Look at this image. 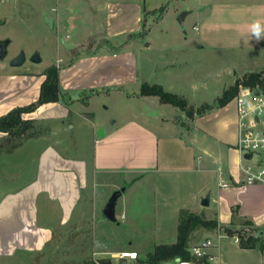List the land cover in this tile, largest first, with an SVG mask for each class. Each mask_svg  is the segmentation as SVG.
Segmentation results:
<instances>
[{
  "label": "crops",
  "instance_id": "1",
  "mask_svg": "<svg viewBox=\"0 0 264 264\" xmlns=\"http://www.w3.org/2000/svg\"><path fill=\"white\" fill-rule=\"evenodd\" d=\"M45 4L38 13L42 18H54L53 27L46 23L52 31L56 24L60 27L70 22L76 34L80 28L89 30L91 35L104 32L106 42L103 48L84 50L62 65L58 64L63 98L43 103L22 115L41 128L39 135L26 138L8 151L5 147L9 136L0 131V184H3L0 256L41 251L59 229L79 226L86 217L91 190L112 186L118 191V182L107 180L105 176L120 174L126 186L119 190L116 211L123 201L121 218L129 227L151 228L156 239L165 238L158 239L157 244L172 243L177 239L182 209L204 212V217L218 220L219 228H215L217 231L196 230L191 246L206 237L216 239L219 244L207 250L205 260L194 261L195 264H264V244L242 247L229 236L217 238L222 227H239L250 220L264 243V182H246L244 167L248 162L237 145L236 97L224 105L219 102L221 96L213 102L202 98L206 97L205 92L203 95L206 82L196 77L197 64L193 60L198 47L190 42L178 48L159 44L156 58L147 51L139 63L133 50L110 43L113 37L133 36L142 28L145 11L140 3L104 0L97 3L96 8L91 5L69 7L67 11L71 13L67 18L54 5ZM192 12L190 8L183 22ZM200 16L198 38L202 51L222 53L249 49L262 52L264 58V0L214 2L209 11ZM257 23L261 30L259 38L253 32V25ZM66 41L73 47L77 44ZM146 47L150 49L151 42ZM226 68L231 75L229 67ZM235 73L234 79L221 91L240 78ZM10 77L20 79L15 85L0 78V116L36 101L46 74L27 72ZM144 82L160 84L195 107L203 104L210 107L206 112L196 113L190 121H180L185 110L162 102L156 95H141L140 87ZM130 87H138V93L128 92ZM248 89L241 87L240 92ZM24 90L29 94H23ZM111 93H126L128 99L145 100L147 108L141 112L143 117L133 113L112 127L96 120L92 100ZM200 98V104L191 102ZM260 125L264 126V120ZM87 131L89 135L94 132L91 139H87ZM81 135L82 141L91 144L92 153L79 151L77 136ZM71 149L76 150L71 152ZM29 173L31 175L27 176ZM183 175L189 181L196 180L195 188L185 198L178 191L154 188L160 182L168 186L173 179L181 184L189 183L186 179L180 181ZM141 183L151 188L141 190L138 188ZM175 193L178 198L177 194L174 197ZM208 193L210 202L204 206L202 199ZM150 202L155 213L144 214L149 211L144 204ZM94 252L100 254L99 258L113 259L115 254L110 248Z\"/></svg>",
  "mask_w": 264,
  "mask_h": 264
},
{
  "label": "rangeland",
  "instance_id": "2",
  "mask_svg": "<svg viewBox=\"0 0 264 264\" xmlns=\"http://www.w3.org/2000/svg\"><path fill=\"white\" fill-rule=\"evenodd\" d=\"M103 1L104 0H0V39L10 40L7 56L4 59L0 58V78L2 81L16 85L20 77H18V79H12L10 77L12 74L27 72L45 73L47 68L53 65L61 68L59 65L71 60L84 50L103 48L106 42V35L104 32L91 35L89 34V30L80 28L78 34H76V29L72 28L70 22H64L60 27L56 24L52 31L46 24V18H42L38 13L40 9L46 5L45 3L48 2L54 5L56 9L58 8L60 12L65 15V18H67L68 14L71 13L69 10L67 11L69 7L74 9V7L84 8L91 5L96 8L98 6L97 3L99 4ZM127 1L140 3L143 11H145L142 28L134 32L133 36L129 34L113 37L110 43L112 44L111 46L118 48L126 46L130 48L136 53L139 63H141L142 56L147 51H149L151 56L153 55L156 58L159 44L166 43L177 48L179 46H184L186 42L195 44L198 47L193 57V60L197 64V68H195L196 77L199 81L206 82V89H203V95L206 94V97L202 98H207L206 100L209 102H213L217 96L222 97L224 91L221 90L223 86L229 84L234 79L235 72L242 77L244 74L252 71H264V58L262 52L239 48L236 50H227L222 53L202 51L200 49L202 44L198 38L201 30L200 15L206 14L212 3L227 1L250 2L254 0ZM190 8H193V12L189 14L187 19L181 24L178 20L179 15L185 10L189 11ZM195 25L198 27L195 28ZM62 37L75 41L77 44L74 47L66 48L64 44L60 42ZM186 37L188 38L187 41L185 40ZM150 42L152 47L147 49L146 46ZM21 52L25 53L27 60L21 66L11 65V63H9L10 59L19 55ZM35 52L40 53L42 57L40 62H34L28 59ZM226 67H229L231 70V75H228L229 71H226ZM219 72L221 73L219 74ZM138 91V87H130L128 89V92L133 94L135 92L138 93ZM23 94L29 93L24 90ZM111 94L112 95L104 94L97 96L92 100L91 106L96 113V120H102L107 126L112 127V124H119L130 114L133 115V113L138 114L140 118L143 117L141 112L147 108L144 102L145 100L139 97L128 99L126 93ZM199 100H201V98L191 102L198 103ZM198 104H200V102ZM209 107V104L195 107L188 102V109H193L194 115L196 113L201 114L206 112ZM192 117L185 111V114H183L179 120L187 122L190 121ZM116 119L118 123H113ZM51 124H55V122L51 121ZM38 127L36 126L35 129L40 131L41 128ZM93 135L94 132L89 135L87 131L86 137L87 139H91ZM77 138L80 145L79 151L92 153L91 144H86V141H82V135L80 137L77 136ZM81 145H84V147L82 148ZM75 150L76 149H71V152H75ZM245 159L251 165L257 163L264 165V150L253 152L252 157ZM29 175L31 174L29 173L27 176ZM21 176V180H23L24 172ZM185 176L183 175L180 181L185 180ZM105 178L118 182L117 188L119 190H121L123 186H126L120 174H107ZM186 181L189 180L186 179ZM195 184L196 180L194 179L189 181V183L185 182V184H181L179 180L173 179L169 181L168 186L164 187L162 182H160L159 184L157 183V186H154V188L178 191L182 193L181 197L185 198L187 194L195 188ZM1 186H3V184H0V190ZM138 188L142 190L151 187L148 184L144 185L141 183L138 185ZM91 191L90 198L88 197V205L86 206V217L79 226L76 225L74 227L59 229L55 238L41 251H26L11 257L0 256V264H80L87 258L95 261L101 259L99 258L100 254H95L94 251L103 248L115 250L113 259L110 257L114 264H143L142 261L147 258L148 252L152 251L157 245V242H159L158 239L162 240L165 238L160 236V238L157 237L158 239H156L152 229L148 227H129L126 220L121 218V206L123 201H120L117 207V220L112 221L108 219L104 215L103 209L115 192L112 186H100L97 190L94 191L93 189ZM177 193L174 194V197ZM176 198H178V194ZM148 201L150 200L148 199ZM144 207L149 210L144 211V214L153 215L155 213L151 202L149 204L145 203ZM238 228L242 231H249L248 228H244L243 226H239ZM213 231H217V229ZM124 251H136L138 257L135 259L118 258L119 253ZM175 264L179 263L176 261ZM197 264L203 263L198 262Z\"/></svg>",
  "mask_w": 264,
  "mask_h": 264
},
{
  "label": "trees",
  "instance_id": "3",
  "mask_svg": "<svg viewBox=\"0 0 264 264\" xmlns=\"http://www.w3.org/2000/svg\"><path fill=\"white\" fill-rule=\"evenodd\" d=\"M60 68L56 65L47 68L46 78L41 84L40 95L38 99L28 105L18 106L10 110L7 114L0 116V131L7 133V144L5 149L11 151L19 146L23 140L35 137L40 131L35 129L34 121L23 118L24 112L35 110L41 104L46 102L58 101L63 98L59 81ZM241 87L264 91V71H252L238 78L235 83L223 92L219 99L220 104L224 105L235 98ZM141 95H156L162 102L171 103L185 110L189 116H194L193 109H188V100L176 93L166 91L160 84H150L144 82L140 87ZM202 112V111H201ZM198 112V113H201ZM15 138V139H14ZM217 219L204 217L202 213H195L188 209H182L179 212V224L177 239L172 243L157 244L154 249L147 254V258L142 261L143 264H164L167 261L180 257L184 260L202 261L203 258H196L190 252L191 240L196 230L205 228L213 230L219 226ZM244 228L249 231H242L238 227H222L223 231L229 235L238 234L240 236V245L242 247L263 246V240L256 234V228L252 226L250 220H245ZM80 264H114L110 257L101 258L98 261L93 259H84Z\"/></svg>",
  "mask_w": 264,
  "mask_h": 264
},
{
  "label": "built area",
  "instance_id": "4",
  "mask_svg": "<svg viewBox=\"0 0 264 264\" xmlns=\"http://www.w3.org/2000/svg\"><path fill=\"white\" fill-rule=\"evenodd\" d=\"M256 91L258 92L256 93ZM247 95H249V98H247ZM236 104L239 115L237 145L245 158H247V154H250V157H252L253 152L264 150V126L260 125L264 120V91L258 88L248 89L247 92L242 91L236 96ZM244 169L247 183L264 182V165L261 163L254 165L248 163ZM223 236H229L234 241L240 243V236L238 234L229 235L219 230L217 238L220 239ZM218 242L212 237H206L190 246V252L196 258H203L207 255L208 249L218 246ZM137 257L138 253L136 251H124L118 255L120 259H135ZM173 261L176 262L175 259ZM177 262L179 264H195L194 260H184L181 258Z\"/></svg>",
  "mask_w": 264,
  "mask_h": 264
},
{
  "label": "water",
  "instance_id": "5",
  "mask_svg": "<svg viewBox=\"0 0 264 264\" xmlns=\"http://www.w3.org/2000/svg\"><path fill=\"white\" fill-rule=\"evenodd\" d=\"M189 11L188 10H185L183 11L179 17H178V20L180 21L181 24H183V20L185 18V15L188 13ZM46 23L50 26V27H53L54 25V18L53 17H49L47 16L46 17ZM1 22V20H0ZM60 41L64 44L65 47H71L72 46V43L70 42H67L66 39L64 37H62L60 39ZM10 44V40L9 39H0V58L1 59H4L7 54H8V46ZM30 60L31 61H34V62H40L42 60V57L40 55L39 52H35L31 57H30ZM26 61V55L24 52H21L19 55H17L16 57H14L12 60H11V65L13 66H21L23 65V63ZM258 91H256L257 93ZM247 98H249V95H247ZM247 158L250 157V154H247L246 155ZM119 194H120V191H115L114 194L110 197L109 201L107 202V204L105 205L104 209H103V213L104 215L112 220V221H116L117 220V216H116V202H117V199L119 197ZM210 198H211V194L208 193L203 199H202V204L204 206H207L209 205V202H210ZM203 216H205V213L203 212L202 213ZM180 260V257H177L175 259V261H179ZM164 264H175V262L173 260H170V261H167L165 262Z\"/></svg>",
  "mask_w": 264,
  "mask_h": 264
},
{
  "label": "clouds",
  "instance_id": "6",
  "mask_svg": "<svg viewBox=\"0 0 264 264\" xmlns=\"http://www.w3.org/2000/svg\"><path fill=\"white\" fill-rule=\"evenodd\" d=\"M260 27H259V25H258V23L257 24H254L253 25V32L257 35V37L259 38V35H260Z\"/></svg>",
  "mask_w": 264,
  "mask_h": 264
},
{
  "label": "flooded vegetation",
  "instance_id": "7",
  "mask_svg": "<svg viewBox=\"0 0 264 264\" xmlns=\"http://www.w3.org/2000/svg\"><path fill=\"white\" fill-rule=\"evenodd\" d=\"M31 56H32V55H31ZM31 56H30V57H31ZM15 57H16V56H15ZM30 57L28 58L29 60H30ZM13 58H14V57H13ZM13 58H12V59H13ZM12 59H10L9 63L11 62ZM26 60H27V57H26Z\"/></svg>",
  "mask_w": 264,
  "mask_h": 264
}]
</instances>
